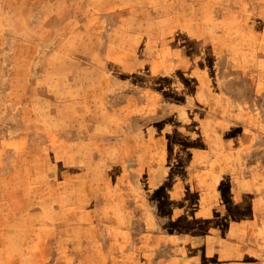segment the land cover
Here are the masks:
<instances>
[{
	"label": "rangeland",
	"instance_id": "1",
	"mask_svg": "<svg viewBox=\"0 0 264 264\" xmlns=\"http://www.w3.org/2000/svg\"><path fill=\"white\" fill-rule=\"evenodd\" d=\"M6 3L7 0H0V29L1 26L11 25L17 32L0 31V117L3 115L0 132L8 129L14 133V138L20 137L23 133L20 132V116H33L27 122L33 125L29 133L31 140L37 136L52 140L53 129L46 127L52 114L40 113L43 127L37 125L39 118L33 109V100L37 94L46 93L51 103L69 102L73 98L72 86L76 83L77 89L80 83L95 87V71L83 66L81 61H65L58 57L56 59L61 63L57 70L61 67L62 71L55 75L47 70L49 82L39 86L35 76L41 69L36 66L42 59V55L37 54V42L41 40L27 31L31 24H37V17L27 20L20 9L7 15V10H4ZM100 3L104 5V2ZM131 3L127 1L126 5ZM136 3L140 5V20L125 25L135 24L130 28L142 32L141 49L136 54L141 58V72L123 71L122 57L132 61L131 48H102V59H112L118 64H111V61L106 63L105 71L110 70L113 76H108V73L104 75L100 85L102 96H91L93 91L87 99L92 106L106 99L116 106L127 94L139 89H155L158 92V96H154L157 110L152 120L156 122L157 136L161 140H118L120 129L117 126L104 130L109 138L105 145L90 149L94 164L91 170L94 174H103L102 177L92 178L91 183L94 189L90 195L93 198L94 231L103 239L108 264H231L237 259L232 257L233 252L241 246L229 238L239 234L237 226L251 224L261 227L264 208L249 209L253 218L248 221L247 211L239 210V207L244 208L254 201L245 192L239 193L236 199L237 193L232 192L229 186L232 183L230 176L220 178L215 174L219 171L222 173L221 168H226L224 175L231 167L243 174L252 167L264 168V161L256 160L263 156L259 149L263 142L246 148L241 141L235 140H244L245 136L251 134L247 132L250 125L240 119L243 115L237 113L235 116L232 111L233 105L240 106L246 102L252 109L250 111L264 110V94H256L249 75L244 74L242 67L236 63L238 57H243L237 55L245 41L252 45L264 41V31H226L230 24L232 2L139 0ZM254 6L256 16H252L253 20L249 23L253 26L256 24L255 28L260 29L264 24V19L260 18L264 12V0L254 2ZM103 14L104 19L116 21L113 24L122 20ZM63 27L73 28L70 40L69 32L53 35L42 46L43 54L52 52L56 46L63 51L88 57L91 50L76 48L83 34L80 33L79 22L75 20L74 26L66 22ZM171 27L173 32L166 33ZM100 38L103 39L104 35L100 34ZM129 42V45L134 43L132 40ZM231 42H234L232 47ZM185 56L191 59L192 65L188 69L181 62ZM173 58L179 60V64L176 70L170 72ZM52 60L48 58L47 64ZM155 60L158 61L156 66L153 63ZM198 61H205L206 66L205 74L200 79L198 70H194ZM125 67L130 68L132 64ZM112 68L121 75H114ZM53 69L54 66L50 67V70ZM163 69L165 71L153 73ZM85 76L92 81L83 80ZM259 82L255 81L256 84ZM258 86L261 87V82ZM215 91L222 96L216 95ZM141 98L145 102L151 99ZM84 100L79 99L78 105H82ZM215 105L221 106V113H215ZM68 115L67 111H62L65 126ZM244 116L245 119L250 117ZM220 117L222 126L226 128L219 130L225 137L226 149L233 147L235 152H239L233 154L236 160L232 163L228 159L220 161L216 156L220 149L214 140V133L219 128ZM150 119L145 118L142 123L146 124ZM224 121L228 124L231 121L232 129ZM87 131L80 128L73 130L71 135L84 136ZM98 135L101 136V133ZM165 136L169 140H165ZM221 149L225 152L224 146ZM240 153L242 159L238 155ZM256 179L257 184L260 181L258 185L264 183V178L258 176ZM0 221V232H5V217H0ZM15 227L11 232H16ZM247 238L255 245L262 246L263 236L256 232ZM3 247V241H0V249ZM259 260L247 255L250 264L252 261L257 264ZM7 261L6 256H0V264Z\"/></svg>",
	"mask_w": 264,
	"mask_h": 264
},
{
	"label": "crops",
	"instance_id": "2",
	"mask_svg": "<svg viewBox=\"0 0 264 264\" xmlns=\"http://www.w3.org/2000/svg\"><path fill=\"white\" fill-rule=\"evenodd\" d=\"M20 1L21 3L18 4ZM127 1H132V3L126 5ZM138 1L7 0L6 9H4L7 10V15L10 11L20 9L26 15L27 20L31 17H37V24H31L30 28L27 27V31L36 34L37 38L41 40V42H37V54H41L42 59L36 65L41 69L37 71L35 76L39 86L42 87L49 82L47 70L55 75L62 71L61 67L57 70V66H60L61 63L59 59H56L58 57L65 61H81L83 66H89L90 70L95 71L94 81L97 80V84L94 87L93 84L80 83L77 89L75 88L76 83L72 86L73 98L69 102L51 103L46 98V93L37 94L36 99L33 100V109L36 115L38 114V117H36L39 118L36 123L43 127L42 121H40V119L42 120L40 113L52 114L50 115V124L46 126L53 129L52 140H43L41 136L39 138L38 136L34 137L31 140L29 133L33 125L27 124V122L29 123L33 116L28 118L20 116L22 119L20 132H23L20 137L14 138V133L8 129H5L3 133L0 132V217H5L4 226L6 227L5 232H0V241H3L4 246L0 249V256L4 255L8 258L6 264L109 263L103 250V239L94 231L93 198L90 196L94 193V189L91 183L92 178L99 177V175L102 177L103 174H94L91 170V166L94 164L91 160L92 156L89 154L90 149H93L94 146L105 145L109 138L104 130H110L117 126L120 129L118 140H161L157 136L156 122L152 120V116L157 110L154 96H158V92L155 89H139L140 91L137 90L132 94L125 95L116 106L109 104L107 99L105 102L96 103L92 106L89 105L87 97L93 91L91 96H102L100 85L105 77L104 75L108 73V76H113L110 70L105 71L104 66L110 61L111 64H118V61L113 62L112 59H102V48L109 50L131 48L133 52L132 61H126L124 56L122 57L121 66L124 69L123 71H129V73L141 72V58L140 55L136 54L141 49L142 32L130 28L135 24L125 25L130 21L140 20L138 12L140 5L136 3ZM221 1L232 2L229 11L230 24L226 31L237 33L251 31L260 33L264 31V24L260 29H256V24L253 26L249 23L253 20L252 16H256L253 11L255 10L254 2L256 3L259 0ZM100 2H104V5L102 6ZM101 14L106 17L114 15L117 20L120 18L122 20L120 23L113 24L116 21L111 22L104 19ZM260 18L264 19V12L260 14ZM75 20L80 24V33H83L76 48L82 50L83 47H86L84 50H91V54L88 57H83L80 53L66 52L56 46H54L52 52L43 54L46 41L50 40L53 35L57 33L62 35V32H69L70 40V33L74 30L73 28L63 27V24L68 22V25L73 23L74 26ZM1 28V32L7 30L17 32L14 26L11 28V25L1 26ZM218 31H222V29H218ZM172 32L171 27L166 33ZM100 34L104 35L103 39L100 38ZM115 38L117 39L115 40ZM94 40L95 43L93 44ZM131 40L134 42L133 45H129ZM233 45L234 42H231L230 47ZM166 47L172 46L166 45ZM241 55L243 57H238ZM237 57V65L242 67L244 74L249 75L254 88L257 90L256 94L263 95L264 41L255 42L253 45L245 41ZM48 58L54 59L49 65L47 64ZM181 62L186 69L192 65L189 56L183 57ZM153 63L156 66L158 61L155 60ZM170 63L172 70H170V67L168 69L173 72L178 68L179 60L173 58ZM131 64L132 67H125ZM52 66H54V69L50 70ZM96 66L102 67L97 68ZM205 69V61H198L197 67L194 68L199 72L198 79L202 78V75L204 76ZM112 70L114 75H121L115 68H112ZM159 71L165 70H155L153 73ZM114 78L121 80L118 77ZM85 79L86 76L83 80ZM87 81H92V79ZM255 81H260L261 87L258 86L260 82L256 84ZM215 94L222 96L221 93L216 91ZM143 96L151 97V99H147L145 102L141 98ZM84 98L85 103L78 105L79 99ZM233 109V115L236 116L237 113L240 116L243 115L240 117V119L242 118L241 121L250 125V130H247V132L252 137L249 138L250 136L247 135L244 140L243 138L235 140L241 141L246 148L262 141V146L259 149L263 152V156L262 158L258 157L256 160L264 161V110L250 111L252 109L248 102L240 106L233 105ZM64 110L69 114L66 119V126L64 125L65 119L62 116ZM214 111L216 114L221 113V106L219 108L218 105H215ZM32 114H34L33 110ZM245 114L247 117L250 116L249 119H245ZM2 116L0 117V127ZM150 117L151 119L146 124L142 123L143 119ZM222 124L223 120L220 117L219 128L214 133V140L220 149V151H217L216 156L220 161L228 159L232 163L233 160H236V156L234 157L233 154L239 152H235L233 147L226 149L224 145L225 137H222L219 132L223 127ZM224 124L229 125L232 129L231 121L229 124L224 121ZM80 128L88 130L84 136L71 135L73 130ZM100 133L101 136L98 135ZM165 140H169V138L165 136ZM222 146H224L225 152H222ZM238 155L242 159L241 153ZM221 169H223V172L220 173L219 171L215 176L220 178L230 176L232 183L229 186L232 187V192L237 193L236 199H238L239 193L245 192L254 201H251V204H246L244 208L239 207V210L245 209L247 211L246 215L249 217L247 220H252L253 216L251 217V215L253 213L248 212V210L264 208V183L258 185L260 181L257 184L256 179L258 176L261 179L264 178V168L255 169L252 167L246 174H243L238 173L239 169L235 171L231 167L228 174L225 175L223 173L226 168ZM240 213L242 214V212ZM0 224H2V221H0ZM247 225L245 227L237 226L239 234L232 235L229 238L237 246H241V248H237L236 252H233L232 257H237V259L232 261L231 264H250L247 261L248 254L261 259L258 262L254 261L257 264H264V221L261 227ZM14 226H16L15 233L11 232ZM255 232L263 236L262 246L255 245L250 238H247L248 235L249 237H251V234L255 235ZM151 240L150 237L149 241L151 242ZM251 264H253V261Z\"/></svg>",
	"mask_w": 264,
	"mask_h": 264
}]
</instances>
